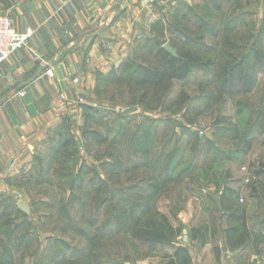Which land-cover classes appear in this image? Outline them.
Wrapping results in <instances>:
<instances>
[{
    "label": "rangeland",
    "instance_id": "obj_1",
    "mask_svg": "<svg viewBox=\"0 0 264 264\" xmlns=\"http://www.w3.org/2000/svg\"><path fill=\"white\" fill-rule=\"evenodd\" d=\"M165 43L199 59L182 79L141 82L169 58ZM105 60L77 99L89 125L74 119L0 186V264H194L206 244L216 261L264 258V0H181ZM241 209L245 225L230 217Z\"/></svg>",
    "mask_w": 264,
    "mask_h": 264
},
{
    "label": "crops",
    "instance_id": "obj_2",
    "mask_svg": "<svg viewBox=\"0 0 264 264\" xmlns=\"http://www.w3.org/2000/svg\"><path fill=\"white\" fill-rule=\"evenodd\" d=\"M180 2L0 0V13L10 16L17 31L32 30L27 44L0 64V186L34 165L45 139L71 136L74 119L79 130L85 120L89 125L90 114L77 99L89 97L102 60L117 64L135 42L153 35L162 13ZM75 76L80 83H74ZM249 260L226 250L216 261L206 244L194 264H264L255 254Z\"/></svg>",
    "mask_w": 264,
    "mask_h": 264
},
{
    "label": "trees",
    "instance_id": "obj_3",
    "mask_svg": "<svg viewBox=\"0 0 264 264\" xmlns=\"http://www.w3.org/2000/svg\"><path fill=\"white\" fill-rule=\"evenodd\" d=\"M177 52H178L177 53L178 55L176 57L171 56L167 53V51L162 46H159L158 54L164 53L165 55L169 56V58L164 62L162 69L160 70L154 69L151 75L149 74V72L144 71L142 73L143 76L140 81L145 83V82L150 81L151 79H154L156 80L157 83H159L166 78L182 79L186 77V75L190 71L191 64L195 63L199 59V57L194 52H191L189 50L184 51V52H180V51H177ZM256 174L262 176L263 181H264V168H258V170L256 171ZM240 211H241V216L239 215L238 210H234L231 212L230 217L234 220L240 219L242 221V225H245L244 209H241ZM162 218H163V221L165 222H162L163 224L160 227H164V225H166L170 230H172L173 228L171 224L167 221V218L165 216H163ZM146 228L154 232L158 231L159 229V227H155V223L153 222H150L149 224H147ZM236 230L237 229L235 227H230L229 230L227 231L234 233L236 232ZM249 235H250L249 231L246 228H243L242 233L239 234L237 242L238 243L245 242L248 239ZM132 236L137 241H143V242L151 241L150 237H148V235L146 234L143 235L141 233H134L132 234ZM228 239H229V236H228ZM188 262H189V258L184 257L182 258L179 264H187Z\"/></svg>",
    "mask_w": 264,
    "mask_h": 264
},
{
    "label": "built area",
    "instance_id": "obj_4",
    "mask_svg": "<svg viewBox=\"0 0 264 264\" xmlns=\"http://www.w3.org/2000/svg\"><path fill=\"white\" fill-rule=\"evenodd\" d=\"M31 35L30 28L19 32L14 28L8 15L0 14V64L7 60L12 53L24 47ZM24 94L23 90L19 92L20 96Z\"/></svg>",
    "mask_w": 264,
    "mask_h": 264
},
{
    "label": "water",
    "instance_id": "obj_5",
    "mask_svg": "<svg viewBox=\"0 0 264 264\" xmlns=\"http://www.w3.org/2000/svg\"><path fill=\"white\" fill-rule=\"evenodd\" d=\"M163 47L170 53L172 54L173 56H176V52L175 50L168 44V43H165L163 44ZM17 206L18 208H20L22 211H24L25 213H29V206L27 204V202L25 200H20L18 203H17ZM183 233H184V236H183V241H186L187 239V236H186V230L183 229Z\"/></svg>",
    "mask_w": 264,
    "mask_h": 264
}]
</instances>
